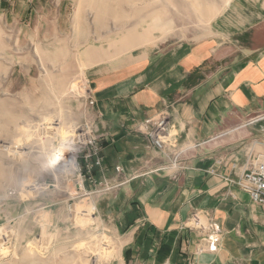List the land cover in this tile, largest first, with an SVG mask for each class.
<instances>
[{
    "label": "crops",
    "instance_id": "obj_1",
    "mask_svg": "<svg viewBox=\"0 0 264 264\" xmlns=\"http://www.w3.org/2000/svg\"><path fill=\"white\" fill-rule=\"evenodd\" d=\"M18 1L0 0V27L59 30L71 21L66 0L45 1L53 16L48 9L31 12L33 0L18 10ZM147 32L116 49L89 45L81 58L95 101L90 118L102 135L96 177L114 178L118 165L120 178L141 174L95 202L111 224L119 264H264V208L236 183L250 157L264 154V117L243 131L249 145L224 139L264 112V0H229L193 37L169 41ZM159 112L169 114L179 142H204L184 156L177 178L172 170H150L164 163L159 157L144 164L152 152L141 122ZM193 212L219 225L216 251L185 225Z\"/></svg>",
    "mask_w": 264,
    "mask_h": 264
},
{
    "label": "rangeland",
    "instance_id": "obj_2",
    "mask_svg": "<svg viewBox=\"0 0 264 264\" xmlns=\"http://www.w3.org/2000/svg\"><path fill=\"white\" fill-rule=\"evenodd\" d=\"M45 1L33 0L31 12L53 16ZM66 1L72 18L59 30L0 27V264H119L111 224L95 207L102 197L67 164L85 146L87 134H80L91 123L83 50L116 49L143 30L147 38L193 37L229 0ZM18 2V10L30 3ZM248 124L224 139L249 145ZM60 147L74 150L52 166L48 157Z\"/></svg>",
    "mask_w": 264,
    "mask_h": 264
},
{
    "label": "built area",
    "instance_id": "obj_3",
    "mask_svg": "<svg viewBox=\"0 0 264 264\" xmlns=\"http://www.w3.org/2000/svg\"><path fill=\"white\" fill-rule=\"evenodd\" d=\"M85 84L87 106L92 112V106L95 101L86 82ZM263 117L264 112L249 117L247 122L251 123ZM172 126L167 112H159L145 118L141 122L142 133L146 137L152 152L151 156L145 159L144 164H149L154 158L159 157L163 159L164 163L150 170H172L171 177L177 178L180 171L184 168V156L190 150L200 147L204 142L185 144L179 142L176 135L172 132ZM138 129L140 130V127ZM86 134L85 146L78 151L79 154H76L71 163L73 171L81 178V182L86 180L93 185L94 189L90 193L100 197L114 196L123 184L141 175L139 174L140 172L134 171L129 176L120 178L123 174V168L118 165L114 168V178L96 177V173L103 168V152L100 144L102 135L97 132L93 120H91L89 125H86V129L80 135L84 137ZM14 148H17V145ZM78 157L79 160H77ZM236 183L240 189L249 194L254 203L264 208V157L260 160L257 158L250 160V163L246 165ZM185 225L198 230L202 234V237L206 240V248L208 250H217L221 231L216 222L207 220L203 223L199 214L193 212Z\"/></svg>",
    "mask_w": 264,
    "mask_h": 264
},
{
    "label": "bare ground",
    "instance_id": "obj_4",
    "mask_svg": "<svg viewBox=\"0 0 264 264\" xmlns=\"http://www.w3.org/2000/svg\"><path fill=\"white\" fill-rule=\"evenodd\" d=\"M75 143V142H74ZM67 148H65V147H60V148H58L57 149V151L55 152V154H54V156L52 155L51 157L49 156L48 157V159H50L51 160V165L53 166V165H56V164H59V160H61V159H63V157H64V155L66 154V153H69V152H72L73 150H72V147L70 148V149H68L67 151ZM71 154V153H70ZM69 157H70V161L67 163L69 166H68V169H70V168H72V164H71V162L74 160V156H71V155H69ZM71 157H72V159H71ZM65 158V157H64ZM64 161V160H63ZM62 163V162H61ZM64 163V162H63ZM96 261V260H95ZM98 261V260H97ZM96 263H99V262H96ZM95 263V264H96Z\"/></svg>",
    "mask_w": 264,
    "mask_h": 264
}]
</instances>
